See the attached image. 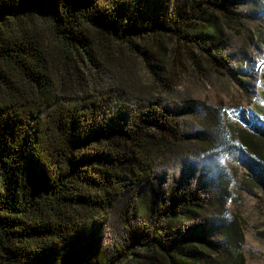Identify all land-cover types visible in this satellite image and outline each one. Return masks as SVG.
Listing matches in <instances>:
<instances>
[{
	"label": "trees",
	"instance_id": "16d2710c",
	"mask_svg": "<svg viewBox=\"0 0 264 264\" xmlns=\"http://www.w3.org/2000/svg\"><path fill=\"white\" fill-rule=\"evenodd\" d=\"M242 3L0 0V264L243 261L238 243L220 257L209 189L155 178L191 141L158 96L226 70ZM202 127L203 148H236L262 171L246 189L262 185L264 100L248 117L208 108Z\"/></svg>",
	"mask_w": 264,
	"mask_h": 264
},
{
	"label": "rangeland",
	"instance_id": "374dc122",
	"mask_svg": "<svg viewBox=\"0 0 264 264\" xmlns=\"http://www.w3.org/2000/svg\"><path fill=\"white\" fill-rule=\"evenodd\" d=\"M242 4L247 26L244 32L233 34L226 70L205 73L195 69L185 74L173 91L158 96L163 104L170 101L171 106L182 111L191 141L181 153L159 164L155 178L171 185L192 175L195 183L212 194L214 204L209 217L221 232L220 257L226 261L236 257L238 243L244 259L236 264H264V182L249 190L245 184L261 169L236 148L201 145L206 135L202 121L207 118L208 108H221L224 113L236 108L248 117L256 103L264 100V0H243ZM141 71L145 73L142 67ZM223 177L228 180L227 193L219 182ZM231 227L236 234L225 235L223 230Z\"/></svg>",
	"mask_w": 264,
	"mask_h": 264
}]
</instances>
